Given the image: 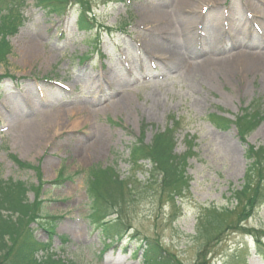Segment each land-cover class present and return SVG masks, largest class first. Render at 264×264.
<instances>
[{
    "label": "rangeland",
    "instance_id": "1",
    "mask_svg": "<svg viewBox=\"0 0 264 264\" xmlns=\"http://www.w3.org/2000/svg\"><path fill=\"white\" fill-rule=\"evenodd\" d=\"M104 1H92L94 15L102 26L114 29L110 34L102 28L98 41H93V37L88 40V36L75 32V12L71 18L48 16L34 5L35 0H27L23 9L25 22L8 38V63L0 65V76L7 73L14 77L0 84V179L37 183L35 173L20 170L8 154L39 168L46 183L41 196L45 201L42 216L58 218L53 222L51 237L56 259L74 264H142L140 252L133 257L136 246L126 237L102 251L100 234L87 219V169L113 167L121 177H127L132 173L126 163L127 147L139 137L142 126L146 127V142L150 143L156 132L170 127L171 117L178 119L176 153L186 151V135L192 137L194 144V156L185 171L189 189L177 201L179 207L173 208L168 197L160 201L155 190L149 189L125 207L123 216L140 236L159 241L182 263L196 264L201 247V238L195 232L198 215L205 207L225 206L236 211L219 221L231 217L230 226L235 222L243 207L227 201L232 191L240 190L243 184L249 163L246 147L264 148V121L243 143L234 124L228 130L218 129L207 117L217 114L234 120L254 100L264 102V69L246 67L249 64L243 63V57L235 55H264V45L257 40L264 36V24L250 11L252 0H216L217 8L206 7L202 13L205 20L197 27L198 47L192 53L177 31V21L170 20L174 26L170 35H176L174 40L178 41L177 64L173 65L169 55L157 52L161 45L169 44L160 35V28L148 26L141 17V10L147 6L157 5L166 11L168 6L163 0H131L126 4ZM259 7L264 10V2ZM221 16L225 17L224 33L219 36L221 26L216 32L213 28ZM247 23L251 27L249 33ZM116 26L124 32L115 30ZM31 42H36L41 56L49 58L46 63L45 58L23 60L25 47ZM248 43L249 48L244 46ZM209 44L221 47L214 50L209 58L212 61L204 62ZM82 57L89 60L82 61ZM42 84L47 87L42 93L50 94L43 100L35 89V85ZM25 99L30 100L33 110L40 105L41 108L24 113ZM49 113H66L61 121L67 124L56 131L48 126L49 132L41 142L27 148L19 131L29 121ZM76 121L80 125L74 128ZM99 136L107 140L99 151L100 157L83 158L89 144ZM144 165L138 172L142 180L150 169ZM62 169L65 178L70 179L62 185H50ZM27 198L32 202L33 193H28ZM38 223L33 221L29 227L37 241L47 242L49 235ZM246 225L264 230V205L253 212ZM210 235L215 239L205 249L204 264H264V259L255 254L251 238L227 228ZM61 237H67L69 243L62 246Z\"/></svg>",
    "mask_w": 264,
    "mask_h": 264
},
{
    "label": "trees",
    "instance_id": "2",
    "mask_svg": "<svg viewBox=\"0 0 264 264\" xmlns=\"http://www.w3.org/2000/svg\"><path fill=\"white\" fill-rule=\"evenodd\" d=\"M0 0V65L6 64V55L9 46L5 42L4 35L9 31L7 27L6 15L11 11L14 1L1 2ZM22 0H17L21 3ZM69 0H38V3H46L54 8L66 6ZM80 5L79 25L89 30L90 25L87 21L88 4L86 0H72ZM74 2V3H75ZM61 6V7H60ZM5 11L6 15H1ZM2 34V35H1ZM218 125L227 127L232 122L222 118L212 116ZM264 120V103L260 100H254L247 108L242 110V115L236 118L235 125L243 139L253 132L256 127ZM174 139L172 134H158L154 137L150 145H145L143 138L137 141L133 146V155L135 158H143L151 161L153 165V175L151 184L155 186L156 192L166 194L169 198L182 191L184 159L174 155ZM247 158L252 160V167L249 168L245 182L239 191L232 194L236 206L243 207V211L238 215L235 222L230 226L229 219L221 222L222 216L234 213L236 210L229 211L226 207L217 210H208L203 216L201 230H197V238H201L197 252V263L204 264L206 256V247L215 238H211L213 231L242 230L241 223L245 222L252 214L254 208L264 202V148L255 149L248 147ZM15 163L20 167L32 169L26 164H22L16 159ZM40 178L39 172L37 173ZM93 183L91 192L101 195V188L104 189V199L109 207L119 214V220L116 221L117 229H126L127 219L123 216V210L131 203L137 195L133 186L129 182L118 180L114 172L95 171L92 173ZM140 189V191L146 190ZM37 191L33 186L28 188L22 182H13L12 180H0V264H60L51 259V256H44L42 259L37 258V253L48 247L49 243L42 244L35 240L33 231L29 223L34 221L40 210V203L36 201L30 204L27 198L28 191ZM126 195V196H125ZM160 196V195H159ZM133 198V199H132ZM237 216V215H236ZM235 217V215H232ZM210 231H212L210 233ZM251 233L255 242L260 246V237L264 236L263 230H246ZM143 257L145 264H184L175 257L174 254L168 253L160 245L159 241L154 239L144 240ZM203 256V258H200Z\"/></svg>",
    "mask_w": 264,
    "mask_h": 264
},
{
    "label": "bare ground",
    "instance_id": "3",
    "mask_svg": "<svg viewBox=\"0 0 264 264\" xmlns=\"http://www.w3.org/2000/svg\"><path fill=\"white\" fill-rule=\"evenodd\" d=\"M218 2V1H217ZM264 0H252L251 4L249 5L250 11L253 12L254 16L261 20L264 24V10L261 11L260 4H262ZM163 4H167L168 9L164 11L163 9L160 10L157 5L147 6L146 9L141 10L143 17L142 22L147 23L148 26H152L154 28H160V35L165 37V42H169L168 45H161V47L158 48V53H161L166 56H170L171 63L174 65L177 64V58L176 54L178 51V41L174 40L177 36L176 35H170V32L173 31L174 26L169 24L170 20L177 21L178 30L180 32V36L183 37L184 43L186 45V48L192 51V53H196V41L198 42V35H197V27L201 24V21L203 22L205 20V17H203L202 13L206 10V7L209 8H217L218 4L216 3V0H163ZM215 6V7H214ZM188 15V17H184L183 15ZM171 16V19H168V17ZM225 21V17L221 16V18H218L214 23V32H216V29H219L221 26V32L219 33L223 35L224 31L222 29V23ZM173 28L171 29V27ZM171 29V30H170ZM246 30L248 32L251 31V27H248V23L246 24ZM218 35V34H217ZM170 38V39H169ZM194 38V39H192ZM216 35L213 37L212 42L215 43L216 41ZM259 40L260 44L262 43L264 45V36H259L257 38ZM221 43V41L219 42ZM154 43L150 44V46H153ZM206 45V44H204ZM218 47H221L218 45ZM218 47H214V44H209L208 46V53L203 55L204 62L212 61L211 56L214 54ZM201 53H203L201 51ZM236 57H243V63L247 62L249 65L246 67L250 68H260L264 69V55L262 56H253V55H240L239 53L235 54ZM40 58H45L46 63L48 61V57L46 55L41 56L38 46L36 42H31L26 45L25 51L23 53V60L26 61H35ZM166 60L167 57H166ZM106 89H108V85L105 86ZM118 108L119 106H115ZM24 112L25 113H32V109L28 106V104H24ZM66 113L57 116V114L49 113L45 115L44 117L38 116L36 119L29 121L27 125L22 128L19 131V134L22 135V138L24 140L25 146L27 148H33L35 145H37L39 142H41L42 137L46 135V132H49V128L53 129L54 131L62 129L67 122L61 121L63 118H65ZM39 119V120H38ZM68 120V119H67ZM62 122V123H61ZM58 124H60L59 127ZM79 122L76 121L74 124V128L79 127ZM49 126V128H48ZM44 129H46L44 131ZM107 140L103 138V136H99L96 139H94L91 144H89L87 153L84 154L83 158L87 157H93V159H98L100 157V149L104 147L105 142ZM75 151L78 150V147L75 146Z\"/></svg>",
    "mask_w": 264,
    "mask_h": 264
}]
</instances>
